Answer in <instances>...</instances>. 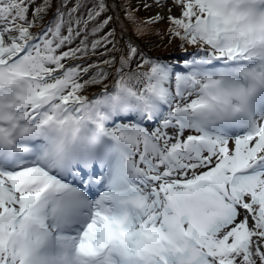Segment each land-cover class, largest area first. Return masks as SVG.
Instances as JSON below:
<instances>
[{
  "label": "snow or ice",
  "instance_id": "6c2138e0",
  "mask_svg": "<svg viewBox=\"0 0 264 264\" xmlns=\"http://www.w3.org/2000/svg\"><path fill=\"white\" fill-rule=\"evenodd\" d=\"M52 8L0 0V264H264V0Z\"/></svg>",
  "mask_w": 264,
  "mask_h": 264
},
{
  "label": "rangeland",
  "instance_id": "374dc122",
  "mask_svg": "<svg viewBox=\"0 0 264 264\" xmlns=\"http://www.w3.org/2000/svg\"><path fill=\"white\" fill-rule=\"evenodd\" d=\"M120 2V0H116V2ZM129 2L131 3L132 6H140L142 5L143 3V0H129ZM149 3L152 2V0H148ZM157 11H160L159 9L155 8V6L150 10V11H146L144 10L143 7H140V11L138 12V16L141 18V19H147L148 17L152 16V15H155ZM51 14V11L49 12L48 15ZM172 14L173 15H179V9H176V8H173L172 9ZM123 15V14H122ZM167 15V14H166ZM48 17V16H47ZM47 17H45V22L47 21ZM121 17V20H123V16H120ZM47 24V22L45 23ZM124 24L127 26V21H124ZM167 27V24L166 23H161L157 26H155V28L153 29V32L158 29H165ZM40 29L37 28V29H34V31H39ZM127 31H128V34L131 35L132 34V28L131 26H127ZM151 38H149V43L153 40V39H158V42H156V44L150 49V50H147V48L145 46H147L148 44H142L137 38H135L133 36V39H136L137 40V43L140 45L141 48L144 49L145 52L149 51L150 53H153V54H159L160 57L162 58H166L168 60H171L173 62H175L183 53L182 51L176 47V44L178 42H173V44H168L166 42L167 38L165 37V41L164 42H161L160 40V37L156 34H150ZM125 39H127V36H125ZM191 47H189V51H191ZM153 56H157V55H153ZM94 60V58H92ZM95 92V91H93Z\"/></svg>",
  "mask_w": 264,
  "mask_h": 264
},
{
  "label": "trees",
  "instance_id": "16d2710c",
  "mask_svg": "<svg viewBox=\"0 0 264 264\" xmlns=\"http://www.w3.org/2000/svg\"><path fill=\"white\" fill-rule=\"evenodd\" d=\"M109 2H112V0H109ZM119 2V1H118ZM59 3V0H53V8H52V10H51V14L50 15H48V20H50L51 18H52V16H53V13L55 12V10H56V4H58ZM123 14V12H121L120 13V16H123L122 15ZM160 29H158L157 28V30L156 31H154V32H152V34H156V32L157 31H159ZM135 37V36H134ZM135 38H137V37H135ZM149 38H151V36L149 35V36H146V37H144V38H137L142 44H148L147 46H145L146 48H147V50H150L155 44H156V42H158V39H153L150 43H149ZM147 53H149L150 55H154L153 53H150L149 51H147ZM159 57V56H158ZM94 58V60L95 59H98L97 57H93ZM97 89L96 88H92V89H90V92H93V91H96Z\"/></svg>",
  "mask_w": 264,
  "mask_h": 264
},
{
  "label": "bare ground",
  "instance_id": "6f19581e",
  "mask_svg": "<svg viewBox=\"0 0 264 264\" xmlns=\"http://www.w3.org/2000/svg\"><path fill=\"white\" fill-rule=\"evenodd\" d=\"M164 14L166 15L167 13L165 12Z\"/></svg>",
  "mask_w": 264,
  "mask_h": 264
}]
</instances>
